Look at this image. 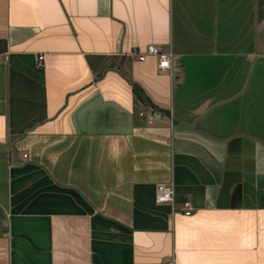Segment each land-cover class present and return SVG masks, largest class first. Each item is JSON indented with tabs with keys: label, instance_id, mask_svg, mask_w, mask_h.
Listing matches in <instances>:
<instances>
[{
	"label": "crops",
	"instance_id": "crops-1",
	"mask_svg": "<svg viewBox=\"0 0 264 264\" xmlns=\"http://www.w3.org/2000/svg\"><path fill=\"white\" fill-rule=\"evenodd\" d=\"M260 13L0 0V264H264Z\"/></svg>",
	"mask_w": 264,
	"mask_h": 264
},
{
	"label": "built area",
	"instance_id": "built-area-1",
	"mask_svg": "<svg viewBox=\"0 0 264 264\" xmlns=\"http://www.w3.org/2000/svg\"><path fill=\"white\" fill-rule=\"evenodd\" d=\"M149 55L154 56L156 58V68L158 72L160 73L166 72L170 68L171 53L169 51H162L157 49L154 45L148 44L145 46L144 50L137 53V60L142 61L146 56ZM37 59H41V55H38ZM173 196H174V191L172 186L158 184L156 186L153 200L155 203L166 202L172 205ZM180 208L184 215H189L192 210V207L188 200H183L180 203ZM172 209L174 208L172 207ZM166 264H173V260L172 259L168 260Z\"/></svg>",
	"mask_w": 264,
	"mask_h": 264
},
{
	"label": "trees",
	"instance_id": "trees-1",
	"mask_svg": "<svg viewBox=\"0 0 264 264\" xmlns=\"http://www.w3.org/2000/svg\"><path fill=\"white\" fill-rule=\"evenodd\" d=\"M131 89H132V92L135 94V96L142 100L139 94L141 91L138 89V87L135 84L131 85Z\"/></svg>",
	"mask_w": 264,
	"mask_h": 264
},
{
	"label": "rangeland",
	"instance_id": "rangeland-1",
	"mask_svg": "<svg viewBox=\"0 0 264 264\" xmlns=\"http://www.w3.org/2000/svg\"><path fill=\"white\" fill-rule=\"evenodd\" d=\"M258 1V6H259V8H261V13L260 14H262V15H264V0H257ZM139 118H141V119H145V116L144 115H142V116H140Z\"/></svg>",
	"mask_w": 264,
	"mask_h": 264
}]
</instances>
